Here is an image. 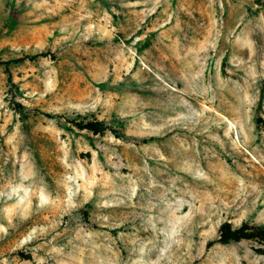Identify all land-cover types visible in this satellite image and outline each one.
Segmentation results:
<instances>
[{
    "label": "rangeland",
    "instance_id": "rangeland-1",
    "mask_svg": "<svg viewBox=\"0 0 264 264\" xmlns=\"http://www.w3.org/2000/svg\"><path fill=\"white\" fill-rule=\"evenodd\" d=\"M224 222L264 232V0H0V264H264Z\"/></svg>",
    "mask_w": 264,
    "mask_h": 264
},
{
    "label": "trees",
    "instance_id": "trees-1",
    "mask_svg": "<svg viewBox=\"0 0 264 264\" xmlns=\"http://www.w3.org/2000/svg\"><path fill=\"white\" fill-rule=\"evenodd\" d=\"M74 125L80 129H86L88 131H91L92 133H103L105 129H107L106 125L103 122L100 121H87L83 124L75 122ZM264 238V232L261 234H254L251 230L246 228L244 224L236 227L231 228L229 223L224 222L219 226V234H218V240L221 242H229V241H237L239 239L243 238Z\"/></svg>",
    "mask_w": 264,
    "mask_h": 264
}]
</instances>
